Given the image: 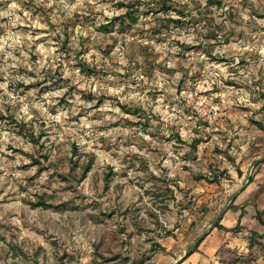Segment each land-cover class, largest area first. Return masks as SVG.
Returning <instances> with one entry per match:
<instances>
[{
  "label": "rangeland",
  "instance_id": "374dc122",
  "mask_svg": "<svg viewBox=\"0 0 264 264\" xmlns=\"http://www.w3.org/2000/svg\"><path fill=\"white\" fill-rule=\"evenodd\" d=\"M262 155L264 0H0V264H172Z\"/></svg>",
  "mask_w": 264,
  "mask_h": 264
},
{
  "label": "crops",
  "instance_id": "0c3cea01",
  "mask_svg": "<svg viewBox=\"0 0 264 264\" xmlns=\"http://www.w3.org/2000/svg\"><path fill=\"white\" fill-rule=\"evenodd\" d=\"M251 174V181L247 187L228 206L219 220V225L225 229L231 230L237 225L239 229L228 232L214 228L204 237L197 249L180 264L244 260L247 264H264V226L256 218L257 212L264 213V162ZM262 219L264 220V217ZM251 238L257 242L251 243ZM258 242L261 245L256 244Z\"/></svg>",
  "mask_w": 264,
  "mask_h": 264
},
{
  "label": "water",
  "instance_id": "95a60500",
  "mask_svg": "<svg viewBox=\"0 0 264 264\" xmlns=\"http://www.w3.org/2000/svg\"><path fill=\"white\" fill-rule=\"evenodd\" d=\"M264 162V155L256 157L253 159L249 165L247 166L241 185L233 191L228 198L225 200L217 214L215 215L214 219L211 221V223L206 227L198 236L197 238L191 243V245L183 252V254L175 260L172 264H180L186 257H188L192 252H194L195 248L201 243V241L204 239V237L212 231L216 224L219 222L225 211L227 210L228 206L235 200V198L247 187V185L250 182L251 173L253 169Z\"/></svg>",
  "mask_w": 264,
  "mask_h": 264
},
{
  "label": "trees",
  "instance_id": "16d2710c",
  "mask_svg": "<svg viewBox=\"0 0 264 264\" xmlns=\"http://www.w3.org/2000/svg\"><path fill=\"white\" fill-rule=\"evenodd\" d=\"M165 10H166V9H165ZM193 147H194V145H192V148H193ZM259 165H260V164H259ZM259 165H257V166H259ZM257 166H256V167H257ZM256 167H255V168H256ZM84 175H85V173H84ZM84 175H83V176H84ZM250 181H251V178H250ZM231 204H232V203H231ZM231 204H230V205H231ZM262 217H264V213H261V212H257V213H256V218H257V220L259 221V223H261V225L264 226V220L262 219ZM219 222H220V221H219ZM219 222H218V223L216 224V226H215V228H217V229H220V230H223V231H228V232H229V231H233V232H234V231H236V230L239 229V226H238V225L235 226V227H234L233 229H231V230L225 229V228H223L222 226L219 225ZM250 240H251V243H252V242H257L256 240H254V239H252V238H251ZM256 244H260V245H261V243H259V242L256 243ZM198 246H199V245H198ZM198 246H197V247H198ZM197 247L195 248V250L197 249ZM231 264H233V262H232Z\"/></svg>",
  "mask_w": 264,
  "mask_h": 264
},
{
  "label": "built area",
  "instance_id": "2783aa9c",
  "mask_svg": "<svg viewBox=\"0 0 264 264\" xmlns=\"http://www.w3.org/2000/svg\"><path fill=\"white\" fill-rule=\"evenodd\" d=\"M212 264H217V262H213Z\"/></svg>",
  "mask_w": 264,
  "mask_h": 264
}]
</instances>
